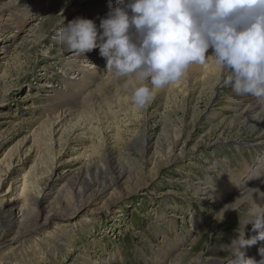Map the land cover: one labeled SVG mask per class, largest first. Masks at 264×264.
<instances>
[{
    "label": "rangeland",
    "instance_id": "1",
    "mask_svg": "<svg viewBox=\"0 0 264 264\" xmlns=\"http://www.w3.org/2000/svg\"><path fill=\"white\" fill-rule=\"evenodd\" d=\"M76 2L80 0H62L55 15L60 18L58 14L65 11L70 21L92 15L93 4L74 12ZM12 3L0 0V21ZM35 16L23 29L10 28L0 36V59L6 72L0 78V160L7 150L16 151L10 169L2 173L0 200L14 195V187L21 186L30 167L42 161L44 166L53 163L42 180L51 177L54 191L62 190L69 208H54L53 213L82 208L16 240L11 230L0 227V252L16 243L9 251L27 264H156L154 251L162 249L168 235L184 237V241L175 246L177 257L158 264L208 260L228 264L232 254L225 245L231 239L229 231L238 226V217L230 215L219 225L214 217L224 203L203 202L194 188L204 185L206 175H221L220 162L237 169L243 161L252 160L245 144L258 129L245 128L230 117L228 109L219 108L226 102L228 88L211 93L194 76L184 75L174 87L158 91L146 108H139L131 102L125 81L109 73L86 82L79 95L80 107L53 108L51 95L67 89L65 82L77 75L72 70L77 66L67 69L61 63L71 52L56 40L59 25L49 22L41 34L38 26L45 16ZM86 62L79 64L89 65L93 59ZM192 70L191 65L187 71ZM211 111L225 114L210 117ZM44 123L51 129L53 145L48 149L35 138ZM145 135L150 142L143 148ZM237 137L244 140L236 141ZM4 169L5 165L0 167V173ZM119 170L126 174L120 183L103 189L105 180ZM78 189L84 191L77 193ZM197 213L202 220L192 224ZM59 227L63 231L54 239L42 237ZM36 234L42 239L35 241ZM195 237L199 247L192 250Z\"/></svg>",
    "mask_w": 264,
    "mask_h": 264
},
{
    "label": "clouds",
    "instance_id": "2",
    "mask_svg": "<svg viewBox=\"0 0 264 264\" xmlns=\"http://www.w3.org/2000/svg\"><path fill=\"white\" fill-rule=\"evenodd\" d=\"M56 40L77 57L99 49L104 69L125 81L139 108L191 65L211 61L215 86L254 98L258 110L252 118L264 121V0H118L100 19L99 30L93 20L78 17L59 29ZM243 202L237 197L225 204L214 219L222 222L227 211L237 212ZM240 222L238 238L225 245L232 252L228 264H264V248L259 261L241 250L264 240V212L249 213ZM248 223L258 235L245 239Z\"/></svg>",
    "mask_w": 264,
    "mask_h": 264
},
{
    "label": "bare ground",
    "instance_id": "3",
    "mask_svg": "<svg viewBox=\"0 0 264 264\" xmlns=\"http://www.w3.org/2000/svg\"><path fill=\"white\" fill-rule=\"evenodd\" d=\"M12 1L15 3L9 5V11H7V13L4 15L3 21H0V36L10 28L23 29L29 18H35V15L41 14L45 16V19L41 21L38 26V29L40 31L39 33L41 34L46 33V31L42 32V30L49 22L59 25L58 28L60 29L64 24H67L70 21L68 14L66 15L65 11L59 10V12L61 11V13L58 14V16H61L60 18L55 15V13L58 12L57 9L61 5L62 0H48L46 3H44L43 0H24L25 4L22 5L20 0ZM17 1H20L18 2L19 5ZM99 1L100 0H80V2H76L74 5V12H76L86 6L87 3L93 4L94 6L92 8V15L87 16L86 19L93 20L98 29L100 19L104 18L107 15L111 7H115L117 5L118 0H107L103 3H100ZM207 54H211V49H209V52ZM2 56L3 60V58H5L6 56ZM89 59H93V63H89V65L79 64L82 61L86 62ZM100 61H103V63L100 64ZM61 63H63V67L67 69L71 68L72 66H77L73 67L72 70H75V72H77V75L80 76L77 77L76 75L69 78L65 82V84H67V89H57L55 91V94L51 95L49 103L54 105L53 108L72 109L73 107L79 106L78 101L81 100V97H79V95L86 87V85H88L86 82L94 78L96 79L98 78V76H100L99 78H101L109 74L104 69L106 61L99 55V49H94L91 52L86 53L85 57H77L73 52H71V54L67 56L66 59L61 61ZM2 66L3 64L0 59V70H2ZM192 68L193 70L187 71L185 73V76H194V79H197L198 85L200 87L210 88L211 93H213L214 91L216 92V90L218 92V88H223L222 86H215L217 70L215 68V65L211 61L203 66L192 65ZM4 74L6 75V72L5 70H2L0 73V78ZM175 83L169 84L165 88L168 89L170 87H174ZM222 107L228 109L230 112L228 113L231 115L230 117H235L236 122L242 124L243 126H245V128L255 130L256 128L258 129L256 137L253 138L250 143L245 144V146H247L245 148L250 153L249 155H253L251 160L254 161L253 165L251 164V161L246 160L241 163L239 168L234 169L230 164L220 162V164L223 165L221 166L223 167L222 170L226 174L222 172L221 175L214 177L206 175L203 182L204 185H201L200 187H198L197 185L194 186V188H197L196 193L199 195V198H201L203 202H223L225 205L232 203L237 197L244 201L243 203H241V210L237 209V212H232V210H229L224 214V219L230 215H234L235 218L238 217L235 219V223L238 222V226L236 228L233 226V228L229 231L232 234L230 235L231 239L227 244L230 245L233 240L238 238V229H240L241 227L240 221L247 219L249 213L264 212V121H256L252 118L253 114L258 110L257 102L254 98L236 96L230 88H228L226 102L219 108ZM224 114L225 113H223L222 111H211V114L209 116L219 118L224 116ZM50 136L51 129L44 123L42 124L41 132L36 134V142L40 147L42 146L40 144H43V146L48 149L53 145L51 138H49ZM178 139L179 135H177V137L175 138L174 146H176ZM141 140L142 144L140 146L143 148H145L146 145L150 142L149 137L146 135L143 138L141 137ZM243 140L244 137L236 138V141L239 142H242ZM14 150L15 149L13 148L7 150V152L0 160V167L5 165V169L0 173V180L3 175L2 173H4V171L7 172L10 169V166L12 164V156L16 153V151L15 153L13 152ZM42 163L43 162L40 161V163L37 162L32 167H30L29 171L21 179V186L14 187L16 188V193L14 195L9 197V199L5 202L3 200H0V227H6L9 229V231L11 230V237L13 240L19 239L33 232H38L40 229L43 230L46 225L51 224L52 221L55 220V217H58V219L56 220H61L68 217L69 214H76L78 210L82 208V206H79L75 210L71 211V213L62 212L58 215L56 213H53L54 208L62 207L65 208V210H68L69 208L67 209L65 206V204H67V201H65L66 199L61 194L62 190L58 189L54 191L55 187L53 185V180L51 179V177L48 176L44 178V180H42V176L44 174H47L46 172H49L53 168V163H50V166L46 165L47 167ZM40 165L42 166L43 170H41L42 168H39ZM215 172L218 173L217 170ZM116 174V176L105 180V182L103 183V189H110L111 187L117 185L126 175L123 170H119ZM199 181L200 180H198V182ZM83 191L84 190L78 189L77 193H81ZM53 193L54 196L51 198V195ZM250 193H252L251 199L248 198ZM201 220V214L197 213L192 218V224H198ZM167 225L168 227L170 226V224ZM219 225H222V222H220ZM61 228L62 227H59L57 232L45 231V233L42 234V237H44L45 239L49 237L51 239H54L55 237H57V235H59V233L63 231V229ZM196 229L193 230V232L197 231ZM243 232L245 239H249L258 235V231L253 230L251 223L243 226ZM42 237H38V234H36V237L34 238L35 241H37L36 239H42ZM183 238H180L179 236L170 237L167 235L164 243L162 244V249H160L159 251H154V258L152 259V261L158 264L167 262L170 256L177 257L179 254L177 253V251H175V246L178 242L179 244H181V242L184 241ZM23 241L25 240L23 239ZM198 242L199 238L195 237L190 243V249L196 250V248L199 247ZM20 243L22 247V242ZM14 244L16 243H13L12 245ZM11 246L8 247L9 250L14 248V246ZM261 248H264V240H257L254 245L244 247L241 250L247 257H251L259 261L261 258ZM9 250L0 252V264H27V262L20 260L21 258H17V256ZM228 252L232 254L230 249ZM116 256L117 255L115 254V257ZM202 263L220 264V262L216 260H211L210 262L209 260L202 261Z\"/></svg>",
    "mask_w": 264,
    "mask_h": 264
}]
</instances>
